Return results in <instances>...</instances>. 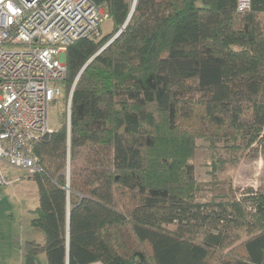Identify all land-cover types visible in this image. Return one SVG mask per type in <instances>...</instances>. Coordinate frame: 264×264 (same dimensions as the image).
<instances>
[{"label":"trees","instance_id":"1","mask_svg":"<svg viewBox=\"0 0 264 264\" xmlns=\"http://www.w3.org/2000/svg\"><path fill=\"white\" fill-rule=\"evenodd\" d=\"M92 1L113 31L67 48L70 130L36 148L26 264H264V191L200 203L191 163L199 140L213 173L264 143V0H138L99 55L133 0Z\"/></svg>","mask_w":264,"mask_h":264},{"label":"built area","instance_id":"2","mask_svg":"<svg viewBox=\"0 0 264 264\" xmlns=\"http://www.w3.org/2000/svg\"><path fill=\"white\" fill-rule=\"evenodd\" d=\"M251 3L237 0L238 11H249ZM108 20L105 7L92 0H0V186L19 181L8 180L6 167L28 176L41 171L36 148L54 131L50 111L62 96L67 48L101 41Z\"/></svg>","mask_w":264,"mask_h":264},{"label":"rangeland","instance_id":"3","mask_svg":"<svg viewBox=\"0 0 264 264\" xmlns=\"http://www.w3.org/2000/svg\"><path fill=\"white\" fill-rule=\"evenodd\" d=\"M102 30L105 36L109 35L113 31L112 20L106 21ZM61 91L62 96L51 105L50 126L53 130H58L62 124L67 125L68 122L70 93L65 94L63 85ZM238 157L236 163L226 164L218 172L213 173L216 156L203 140L197 142L191 163L194 165L195 177L201 187L198 195L200 203L210 202L227 193L230 197L241 198L249 189L264 191V143L242 151ZM4 174L8 180L19 179L12 185L0 186V264L1 262L9 264L20 255V252H24V245L20 246L22 231L26 239L31 232L43 235L44 233L39 229L30 231L32 229L27 209L38 202L36 183H29L30 176L11 167H6Z\"/></svg>","mask_w":264,"mask_h":264},{"label":"crops","instance_id":"4","mask_svg":"<svg viewBox=\"0 0 264 264\" xmlns=\"http://www.w3.org/2000/svg\"><path fill=\"white\" fill-rule=\"evenodd\" d=\"M33 182H34L33 180H29V183H33ZM37 191H38V187H37ZM38 207H39V193H38V202L36 203V205L33 204V205H31V207L29 209H27V212L29 213V217H30V228L32 229L30 231L35 230V228H33L31 226V221L35 218V216L33 215L32 212H34ZM31 233H30L31 235L28 237V239H26L24 236V231H22L20 246H23L27 242H30V241L43 242L45 240V234L44 235L43 234H34V232H31ZM1 259H3V257ZM1 264H2V262H1ZM9 264H26L24 252H20V255L15 260L12 259V261ZM37 264H48L47 256L45 253H42L37 257ZM92 264H102V263H92Z\"/></svg>","mask_w":264,"mask_h":264},{"label":"water","instance_id":"5","mask_svg":"<svg viewBox=\"0 0 264 264\" xmlns=\"http://www.w3.org/2000/svg\"><path fill=\"white\" fill-rule=\"evenodd\" d=\"M137 1L138 0H134V2H133V6H132V10H131V13H130V16H129V18H128V20H127V22H126V24L122 27V29L118 32V34L102 49V50H100L99 51V53L97 54V55H99L110 43H112L122 32H123V30L126 28V26L128 25V23H129V21H130V19H131V17H132V15H133V13L135 12V9H136V5H137ZM96 55V56H97ZM92 60V59H91ZM90 60V61H91ZM88 65V64H87ZM86 65V66H87ZM85 66V67H86ZM85 69V68H84ZM68 170H69V168H68ZM68 179H69V175H68Z\"/></svg>","mask_w":264,"mask_h":264}]
</instances>
